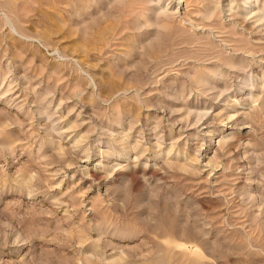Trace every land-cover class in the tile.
Returning <instances> with one entry per match:
<instances>
[{
  "label": "rangeland",
  "instance_id": "obj_1",
  "mask_svg": "<svg viewBox=\"0 0 264 264\" xmlns=\"http://www.w3.org/2000/svg\"><path fill=\"white\" fill-rule=\"evenodd\" d=\"M0 264H264V0H0Z\"/></svg>",
  "mask_w": 264,
  "mask_h": 264
}]
</instances>
